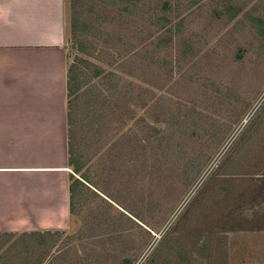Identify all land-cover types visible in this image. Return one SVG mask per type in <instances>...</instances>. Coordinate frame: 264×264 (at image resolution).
<instances>
[{"label":"rangeland","instance_id":"374dc122","mask_svg":"<svg viewBox=\"0 0 264 264\" xmlns=\"http://www.w3.org/2000/svg\"><path fill=\"white\" fill-rule=\"evenodd\" d=\"M65 22L89 182L0 264H264V0H65Z\"/></svg>","mask_w":264,"mask_h":264},{"label":"crops","instance_id":"0c3cea01","mask_svg":"<svg viewBox=\"0 0 264 264\" xmlns=\"http://www.w3.org/2000/svg\"><path fill=\"white\" fill-rule=\"evenodd\" d=\"M65 33V0H0V238L66 231L70 186L89 182ZM7 245L0 257H11Z\"/></svg>","mask_w":264,"mask_h":264},{"label":"trees","instance_id":"16d2710c","mask_svg":"<svg viewBox=\"0 0 264 264\" xmlns=\"http://www.w3.org/2000/svg\"><path fill=\"white\" fill-rule=\"evenodd\" d=\"M261 27V26H260ZM262 29V28H261ZM263 29H264V27H263ZM80 42V41H79ZM78 49L80 50V51H83L84 49H83V47L81 46V44H78ZM73 65V64H72ZM72 65H69V70H68V75H69V96H71V95H73L74 93H73V91H75L76 90V86H74V87H72V85H73V82H75V80H74V77L72 76V72H73V67L74 66H72ZM71 83H72V85H71ZM72 162V161H71ZM80 166L79 165H75V170L76 171H80ZM77 182H80L79 180H77V179H75ZM85 180V179H84ZM76 181H75V183H76ZM86 181V180H85ZM75 183L73 184V185H75ZM81 183V182H80ZM82 184V186L84 187L85 185L83 184V183H81ZM73 185H71L70 186V191H71V199H70V208H71V212L73 211V188H74V186ZM86 188V187H85ZM145 264H148V263H145ZM151 264V263H150Z\"/></svg>","mask_w":264,"mask_h":264}]
</instances>
